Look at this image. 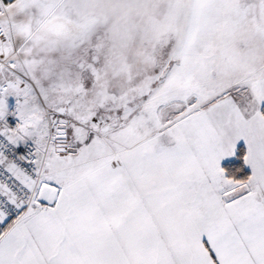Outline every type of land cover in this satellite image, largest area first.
<instances>
[{"label":"snow or ice","instance_id":"snow-or-ice-1","mask_svg":"<svg viewBox=\"0 0 264 264\" xmlns=\"http://www.w3.org/2000/svg\"><path fill=\"white\" fill-rule=\"evenodd\" d=\"M0 264H264V0H0Z\"/></svg>","mask_w":264,"mask_h":264}]
</instances>
